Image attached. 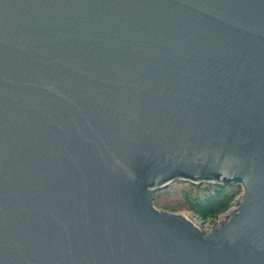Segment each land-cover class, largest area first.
Wrapping results in <instances>:
<instances>
[{
	"label": "water",
	"instance_id": "obj_1",
	"mask_svg": "<svg viewBox=\"0 0 264 264\" xmlns=\"http://www.w3.org/2000/svg\"><path fill=\"white\" fill-rule=\"evenodd\" d=\"M0 264H264V0H0Z\"/></svg>",
	"mask_w": 264,
	"mask_h": 264
},
{
	"label": "rangeland",
	"instance_id": "obj_2",
	"mask_svg": "<svg viewBox=\"0 0 264 264\" xmlns=\"http://www.w3.org/2000/svg\"><path fill=\"white\" fill-rule=\"evenodd\" d=\"M243 191L241 185L177 180L155 191L154 206L158 210L185 215L203 231L209 232L236 209L235 204Z\"/></svg>",
	"mask_w": 264,
	"mask_h": 264
}]
</instances>
